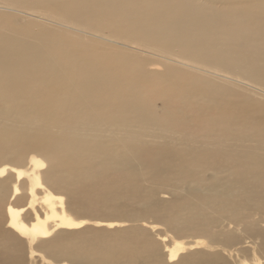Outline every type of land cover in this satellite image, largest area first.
I'll return each mask as SVG.
<instances>
[{
	"label": "bare ground",
	"instance_id": "obj_1",
	"mask_svg": "<svg viewBox=\"0 0 264 264\" xmlns=\"http://www.w3.org/2000/svg\"><path fill=\"white\" fill-rule=\"evenodd\" d=\"M31 3L37 13L29 10V14L63 28L58 32L41 29L31 33L28 26L13 25L12 11L16 8L3 4L0 118L26 127L39 121L45 127L70 122L108 137L85 147L70 140L52 141L48 135L41 139L9 130L0 132L2 154L48 148L61 154L56 159L49 158L48 163L56 162V167L72 165L92 183L100 181L105 176L103 172L112 174L114 180L98 191L99 196H110V201L121 194L118 183L123 171H146L151 181L180 183L186 187L182 198L192 202H171L166 222L178 233L205 238L206 244H201L194 237L186 247L189 250L203 245L211 251L188 253L179 257L177 264H247L242 258L229 262L236 253L222 247L231 246L234 239L226 236L217 241L219 235L215 238L210 231L216 221L202 211H216L221 222L235 224L244 212L264 216V0ZM171 51L187 61L172 59L168 56ZM151 57L199 72V76L191 77L194 91L188 86L182 92L169 72L159 73L154 64L148 67ZM218 80L231 84L238 81L250 94L244 90L233 93ZM251 94L259 98L248 97ZM148 129L153 139L163 141L146 142ZM164 135L170 137L165 139ZM175 141L179 143L173 146ZM29 163L31 167L43 165L33 155ZM52 204L48 206L55 216ZM152 204L154 209L161 207L156 202ZM6 209L17 238H26L29 257L37 253L35 242H45L39 237L51 231L54 235L47 241V250H58L72 264H101L104 260L112 264H166L158 256L156 244L133 228L127 234L129 239L117 232L109 237L98 234L75 241L73 247L61 241L64 232L58 229L75 226V221L60 218L48 223L46 229L39 224L37 215L31 222L22 221L23 209H14L9 203ZM251 234L259 240L258 246L252 244L254 248H250L253 264H260L255 252L261 249L264 253V233ZM0 239V264H19L20 242L3 233L1 225ZM175 247L173 242L168 263L176 259ZM41 260L50 262L43 256Z\"/></svg>",
	"mask_w": 264,
	"mask_h": 264
},
{
	"label": "rangeland",
	"instance_id": "obj_2",
	"mask_svg": "<svg viewBox=\"0 0 264 264\" xmlns=\"http://www.w3.org/2000/svg\"><path fill=\"white\" fill-rule=\"evenodd\" d=\"M31 1L32 0H0V12H4L5 9H3L2 6L5 3L15 7L16 9L12 11L15 15V18L12 19L13 25L18 27L28 26L31 33H37L41 29L58 32L61 28H63L53 22L47 23L45 21H39L41 19H36L33 14H29V10H32L33 13H37V8L32 6ZM26 3L27 5H23ZM89 39L91 41L92 38ZM168 56L172 59L174 58L177 60L178 58L187 61L186 59L180 57L176 51H171ZM148 62V67H153L154 64L159 73L162 74L163 72H169L173 78H176V82L178 81L177 86L182 89V92L185 91L188 86L191 88V92L194 91L191 83V80L193 79L191 77H197L200 75V73L196 72L195 69L187 65L171 62L161 58L159 59L157 57H151ZM191 63L193 62H190V64ZM173 70L174 76L172 74ZM217 83L230 87V91L233 93H237L238 91L241 92L242 90H244L246 94L250 92L247 90L248 88L239 85L238 81H234L231 84L228 83V81L223 82V80H218ZM248 97L259 98L258 96H253V94ZM157 113H160L159 109H157ZM9 130L17 134L28 135L30 137H40L41 139L48 135L50 137L49 140L52 141L58 139H61V141L70 140L74 145L81 144L85 147L86 144H95L105 141L108 137L106 133L86 131V128L83 125L70 122L65 124H56L53 127H45V124L39 121L33 126L26 127L25 124L12 125L11 122H6L0 118V132ZM145 133L144 140H146V142L148 141V143H159L163 141L162 138L153 139L151 129L146 130ZM155 135H158L156 131ZM62 136L63 138H60ZM169 137V135H164L165 139ZM175 142L176 143H174L173 146L178 145L179 143L178 141ZM1 147L2 146H0V156H2L0 159V225L3 233H9L12 240L20 242L21 260L19 264H50V262L53 264H72V262L68 257L59 255V251L54 248L53 252L47 250L50 248L46 245L47 241H49V239L54 235L51 231L47 232L46 235L39 237L40 240H44L45 242H42V244H40L41 242H35L34 246L37 253L35 256L29 257L26 246V238L21 237L18 239L16 236L17 233L14 229H11L9 224V217L6 209L8 203L14 209L24 210L21 213V216H23L22 221L28 219V221L31 222L32 218L37 215L39 217V224L46 229L48 223L57 221L60 218L75 221L77 223L75 226H67L58 229V231L64 232V236L61 237V241H63V243H72L73 247H76L75 241L80 239L89 240L92 237L98 236V234L99 236L104 235L103 237H109V235H116L115 233L117 232L121 234V236L129 239L130 237L127 234H129L131 230L135 229L141 233L143 232V235L145 234L144 236H147L150 241L156 244V247L158 248V256L166 264H177L179 257L188 255V253H193L196 250H202V252L210 253L211 250L204 248L203 245L199 248L200 250H189L186 248L195 240V238H199L198 240L201 244H206V240L204 237H196L197 235L193 233H178L171 229L170 225L166 222L170 212L168 208L171 209V207L167 206H171V202H178L179 205L192 202L191 199L182 198L186 191V187L182 184L173 182L168 185L158 181H151L149 180V174L146 171H123L119 177L118 183V187L121 189V194L118 199H115V201H110V196L109 198L102 195L99 196L98 191L102 192L105 189L104 187L106 184L108 185V183L111 182V179L114 180V175L112 174L110 175L103 172L101 175L108 176H104L105 178L102 177L100 181L98 180V184H95L92 183V181H88V179L85 180L83 171H75L72 165L66 167L57 165L56 167V162H52V164L50 162L48 163L47 160L49 158L56 159L61 155L58 152L49 150L48 148H43L39 152L27 151L24 154H21L20 150H15L11 154L3 155ZM42 151L44 152L42 153ZM31 155L36 157L37 160H40L43 165L31 167L29 163V157ZM16 159H19V161H16ZM94 161L97 162L98 160L94 159ZM9 167L15 168L17 171H11ZM139 173L141 174L140 178L138 177V180H136ZM87 176H90L91 178V174ZM204 178L208 179L209 175L205 174ZM92 188H94V190H92ZM51 202L53 203L51 207L55 210V216L50 214V207L48 205L51 204ZM152 202L158 203V206L161 207L158 210L154 209L152 207ZM199 213L207 215L211 221H216V224L210 228V231L215 238L219 235L216 239L217 241H223L226 236L234 239L231 246L222 247L236 253V256L233 255L232 258H229V262L242 258V260L246 261L245 263L247 264L254 263V257L251 254L253 249L250 250V248L253 247L252 244L258 246L259 240L253 238L251 233H264V216L255 215L253 212L250 214L247 213V215L246 212H244L240 214L238 217L240 219L235 224L232 222L228 223L226 221L221 222L219 220L220 214L216 211H202V213L199 211ZM254 223H256V225ZM252 226H254L255 229ZM223 233H225V235ZM240 234H242V236H240ZM222 235L224 237H221ZM1 240L2 239H0V242ZM173 242L176 243L175 251L177 256L176 259L171 260V262L168 263V251L172 248ZM243 248H248L245 253L242 252ZM255 253L256 257L259 258L260 264H264V253L262 250L258 249ZM41 256L45 257L50 262H43L41 260ZM146 262L143 264H149ZM14 263L15 262L13 261L10 264ZM15 264H17V262ZM101 264L112 263L109 260H104Z\"/></svg>",
	"mask_w": 264,
	"mask_h": 264
}]
</instances>
